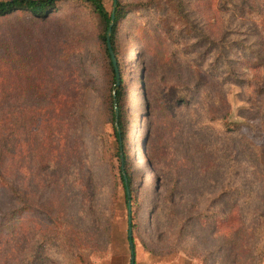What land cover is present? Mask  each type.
<instances>
[{
    "label": "rangeland",
    "instance_id": "obj_1",
    "mask_svg": "<svg viewBox=\"0 0 264 264\" xmlns=\"http://www.w3.org/2000/svg\"><path fill=\"white\" fill-rule=\"evenodd\" d=\"M121 2L136 264H264V0ZM58 8L0 19V264H131L98 16Z\"/></svg>",
    "mask_w": 264,
    "mask_h": 264
},
{
    "label": "trees",
    "instance_id": "obj_2",
    "mask_svg": "<svg viewBox=\"0 0 264 264\" xmlns=\"http://www.w3.org/2000/svg\"><path fill=\"white\" fill-rule=\"evenodd\" d=\"M71 1L75 3H83L88 6H91L94 10V12L98 16V41L100 45V51L103 56V59L105 61V68L109 72L110 76L112 77V83H113V90L110 93V97L108 100L109 103V108L111 111V116H112V123L115 128V135L117 137V140L120 143L119 140V133L117 131V127L115 126L116 123V111H115V100L117 102V106L119 107V128L121 130V136L123 139V153H124V167H125V172L127 173V168H126V153H125V136H126V124H125V113H124V104H125V93H124V79H123V71H122V66L121 62L119 59V52H118V47H117V30H118V25L119 22L123 19V17L126 15V12L133 9H139V8H146V6H150L147 3H136V4H124L121 2V0H117V7L115 9V22L113 25V30H112V36H111V43L113 50L115 52L116 59L118 61L120 73H121V85L119 87H116V71L115 67L113 64V60L109 51L108 47V31L110 28V24L112 21V12H110L103 0H0V19L6 18L8 16H11L13 14H31L33 17H36L38 19H46L49 18L54 12L58 11V7L61 5V3ZM264 9V5H263ZM256 54V53H255ZM259 57L262 58L261 53H257V55H254V57L250 58V62L252 64H256L258 62ZM114 90H116V94H114ZM183 100V102L187 103L188 99L183 96L179 95L176 98V102L179 105L180 101ZM14 163H7L5 168L8 170H11L14 167ZM129 187L131 190V178L129 177ZM122 183L123 186L125 187L126 190V185H125V180H124V175H121ZM14 180H7V179H1L0 180V185L3 190H9L10 193L13 195L14 193ZM126 197H127V190H126ZM131 198H132V193H131ZM128 202V199H127ZM16 210V209H15ZM14 212V211H12ZM133 214H132V227H133ZM135 244V242H134ZM136 252V249H135Z\"/></svg>",
    "mask_w": 264,
    "mask_h": 264
},
{
    "label": "water",
    "instance_id": "obj_3",
    "mask_svg": "<svg viewBox=\"0 0 264 264\" xmlns=\"http://www.w3.org/2000/svg\"><path fill=\"white\" fill-rule=\"evenodd\" d=\"M117 7V0H114V9L112 11V21L110 24V28L108 31V47L109 51L113 60V64L115 67L116 71V87H119L121 85V73L118 65V61L115 56V52L112 47L111 43V36H112V30H113V25L115 22L116 14H115V9ZM114 94H116V90H114ZM115 111H116V127L117 131L119 133V140H120V150H121V161H122V172L124 175V180H125V185H126V190H127V205H128V213H129V229H128V238H129V244L131 248V264H136V252H135V244H134V238H133V227H132V198H131V190L129 187V178L128 175L125 172V167H124V153H123V139L121 136V130L119 128V107L117 106V102L115 100Z\"/></svg>",
    "mask_w": 264,
    "mask_h": 264
}]
</instances>
